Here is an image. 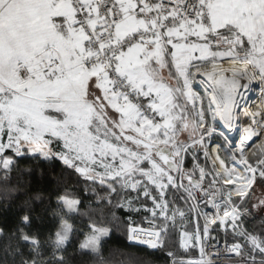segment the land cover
I'll return each instance as SVG.
<instances>
[{"label": "snow or ice", "instance_id": "6c2138e0", "mask_svg": "<svg viewBox=\"0 0 264 264\" xmlns=\"http://www.w3.org/2000/svg\"><path fill=\"white\" fill-rule=\"evenodd\" d=\"M254 83L261 102L249 110L241 100ZM217 120L228 132L239 127L234 149ZM216 133L226 143L210 149ZM22 160L29 166L21 169ZM55 161L98 203L129 214V242L164 248L179 226V249H197L199 258L169 250L171 264H264V233L244 222L264 210V198L242 207L264 184V0H0V198L19 190L23 173L42 174L41 162ZM81 203L71 187L55 196L50 261L23 229L12 234L10 254L22 256L23 243L31 258L21 264H68L76 218L88 215L79 250L109 264L103 243L121 218L96 219ZM142 210L147 228L132 220ZM189 217L194 230L185 226ZM20 219L31 222L27 212ZM216 228L231 236L223 249Z\"/></svg>", "mask_w": 264, "mask_h": 264}, {"label": "trees", "instance_id": "16d2710c", "mask_svg": "<svg viewBox=\"0 0 264 264\" xmlns=\"http://www.w3.org/2000/svg\"><path fill=\"white\" fill-rule=\"evenodd\" d=\"M187 163L191 167V156L188 157ZM27 166H29V161H20L19 167L21 169ZM41 169L42 174L35 169L31 173H23V180L19 182V190L12 193L7 200L0 198V264H21L23 258H31L28 246L23 243L20 244L22 256L10 254L17 245V240L13 238L12 234L16 233L18 237L20 229L30 235L35 234L41 241L43 257L51 260L52 248L48 244V238L50 235H54L58 226V218L51 215L50 212L56 207L55 196L62 192L64 187H71L81 198V213H91L96 219H99L102 214L110 216L115 213L121 218V226L114 227L111 235L105 238L103 243V255L109 264H128L130 258L135 261V264H169L170 257L167 254L169 250L176 252L180 257L193 256L198 253V250L185 253L179 249L177 229L170 234L164 248L154 250L129 242L126 235L127 229L124 227L128 223V213L114 206L107 207L98 203L91 190L85 193L86 182L77 183L78 178L75 175H69L68 170H64L58 161H55L52 166L41 162ZM54 175L63 176L67 180V184L57 185L53 179ZM17 184L18 181L14 174L10 186ZM257 185L264 187V184L259 181ZM2 189L3 184H0V197H2ZM36 194L41 195V200L37 201L34 198ZM179 195L177 193V196ZM25 201L31 202V208L25 206ZM178 203L183 205V200H179ZM245 207L252 210L249 205H245ZM26 212L31 217L29 225L23 224L20 219ZM131 216L136 224L146 226L145 217L148 216V213L141 211L131 213ZM87 221L88 215H81L76 218L78 230L70 238L64 251L68 264H97L96 258L91 253H82L79 250V243L84 238V231L81 229L86 226ZM244 222L249 231L257 234L264 233V210L260 213L252 210V215L245 216ZM192 224V219L189 217L185 221V226L191 230Z\"/></svg>", "mask_w": 264, "mask_h": 264}, {"label": "rangeland", "instance_id": "374dc122", "mask_svg": "<svg viewBox=\"0 0 264 264\" xmlns=\"http://www.w3.org/2000/svg\"><path fill=\"white\" fill-rule=\"evenodd\" d=\"M193 89H194V91H197L199 94H201V95L203 94V86L202 85L196 83V84L193 85ZM260 102H261V94H260L259 86H258V88L256 89V92H255V96L252 99V103H254V106H255V108L253 110L256 109V106ZM205 106H206V102H205ZM214 126L217 128L218 133L219 132H223V130L221 129L220 124L217 121L215 122V125ZM218 133L214 134L212 140H210L208 142L209 147L211 146V148H213V147L216 146V144L224 145L226 143L224 137L223 136H220ZM231 135H229V136L226 135L228 137L227 146H228V148L234 149L236 147V145H237L238 140H239L240 131L239 130H236ZM257 143H259V141H257ZM253 150H254L253 148H249L248 149L249 152H251ZM228 154L231 155V153H228ZM200 155H201V164L204 165V164L207 163L208 167H211L210 161H205L204 158H203V154L202 153H200ZM220 155L222 157H224L225 156V151L224 150H221ZM229 163H231V162H229ZM263 195H264V187H260L258 185L254 186V188L252 189V192H251L250 196L247 198L246 202L242 205V207H245V205H249V207H252V204L258 202L259 198H263ZM170 199H171V197H170ZM147 204H148L149 207H151V202L150 201H147ZM254 211H256V210H254ZM256 212L257 213H260V212H262V210H258ZM148 216H149V213H148ZM145 223H146V226H142V227L147 228L148 227V224H147L146 220H145ZM192 223H193L192 224L193 227L191 228V230H194V228H195V225H194L195 224V221L192 220ZM177 230H178V233H179V226L177 227ZM178 240H179V237H178ZM192 250H196L197 251V249H192Z\"/></svg>", "mask_w": 264, "mask_h": 264}, {"label": "bare ground", "instance_id": "6f19581e", "mask_svg": "<svg viewBox=\"0 0 264 264\" xmlns=\"http://www.w3.org/2000/svg\"><path fill=\"white\" fill-rule=\"evenodd\" d=\"M225 66H227V65H225ZM257 88H258V84H255V83H254L253 85L250 86V90H245V91H244V99L241 100V104H242L245 108H247V109H249V110H253V109L255 108L254 103H252V99H253L254 96H255V92H256V89H257ZM246 121H247V118L241 116L240 119H239V121H238V124L241 125V126H243L244 123H245ZM217 122L220 124L219 120H217ZM220 126H221V129L223 130V132H224L227 136L233 134V132H235L236 130H239V127H238L236 130H234V131H232V132H228L227 129H224V128H223V125H222V124H220ZM239 131H240V130H239ZM231 136H232V135H231ZM239 138H240V137H239ZM238 144H239V140H238V142H237V145H238ZM250 144H251V142H250ZM237 145H236V146H237ZM209 148L211 149V146H210Z\"/></svg>", "mask_w": 264, "mask_h": 264}, {"label": "built area", "instance_id": "2783aa9c", "mask_svg": "<svg viewBox=\"0 0 264 264\" xmlns=\"http://www.w3.org/2000/svg\"><path fill=\"white\" fill-rule=\"evenodd\" d=\"M233 199L234 200H238L237 197H233ZM207 210L210 211V212H214L213 209H207ZM200 223L202 225L203 224V220H201ZM213 227H216V226H213ZM213 235L218 238V241H219V244H220L221 249H223V245H224L225 239L226 238L227 239H231V236L230 235L226 237L225 232L222 231V230H220L219 228H216V231L213 232ZM131 243H134V242H131ZM144 246L148 247L147 245H144ZM224 256L226 257L227 254H224ZM182 258H185V259H198L199 258V252L196 255H193V256H184ZM169 264H171V258H170ZM217 264H232V260H230L228 258H222L220 261L217 262Z\"/></svg>", "mask_w": 264, "mask_h": 264}, {"label": "water", "instance_id": "95a60500", "mask_svg": "<svg viewBox=\"0 0 264 264\" xmlns=\"http://www.w3.org/2000/svg\"><path fill=\"white\" fill-rule=\"evenodd\" d=\"M133 244H136V243H133ZM137 245H140V244H137ZM144 246V245H143Z\"/></svg>", "mask_w": 264, "mask_h": 264}]
</instances>
